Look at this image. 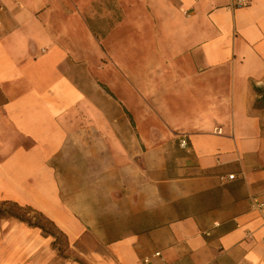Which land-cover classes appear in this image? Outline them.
I'll return each mask as SVG.
<instances>
[{"label": "crops", "instance_id": "crops-1", "mask_svg": "<svg viewBox=\"0 0 264 264\" xmlns=\"http://www.w3.org/2000/svg\"><path fill=\"white\" fill-rule=\"evenodd\" d=\"M235 1L0 0V201L85 264H264V0ZM51 242L0 218V264H81Z\"/></svg>", "mask_w": 264, "mask_h": 264}, {"label": "trees", "instance_id": "trees-1", "mask_svg": "<svg viewBox=\"0 0 264 264\" xmlns=\"http://www.w3.org/2000/svg\"><path fill=\"white\" fill-rule=\"evenodd\" d=\"M253 90L257 95L253 102V107L264 110V90L257 86H253ZM0 218H14L29 226L39 228L43 234L52 237L51 246L57 251L59 256L85 264L77 256L69 255L66 235L38 209L30 205L18 204L15 201L2 200L0 201Z\"/></svg>", "mask_w": 264, "mask_h": 264}, {"label": "built area", "instance_id": "built-area-1", "mask_svg": "<svg viewBox=\"0 0 264 264\" xmlns=\"http://www.w3.org/2000/svg\"><path fill=\"white\" fill-rule=\"evenodd\" d=\"M246 4H247V2L245 0H236L234 2L235 7L245 6ZM179 145L182 147L187 146V140L182 138L179 141ZM227 177L233 178V175L229 174ZM250 208L254 211H257L259 214L264 213V189L260 193L253 194L250 197Z\"/></svg>", "mask_w": 264, "mask_h": 264}, {"label": "rangeland", "instance_id": "rangeland-1", "mask_svg": "<svg viewBox=\"0 0 264 264\" xmlns=\"http://www.w3.org/2000/svg\"><path fill=\"white\" fill-rule=\"evenodd\" d=\"M68 253H69V255H73V254H71L69 251H68ZM61 257V256H60ZM62 258V257H61Z\"/></svg>", "mask_w": 264, "mask_h": 264}]
</instances>
